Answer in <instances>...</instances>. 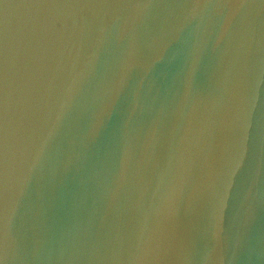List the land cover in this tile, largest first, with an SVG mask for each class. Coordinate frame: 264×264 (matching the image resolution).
<instances>
[{
  "label": "water",
  "instance_id": "1",
  "mask_svg": "<svg viewBox=\"0 0 264 264\" xmlns=\"http://www.w3.org/2000/svg\"><path fill=\"white\" fill-rule=\"evenodd\" d=\"M0 264H264V0H0Z\"/></svg>",
  "mask_w": 264,
  "mask_h": 264
},
{
  "label": "clouds",
  "instance_id": "2",
  "mask_svg": "<svg viewBox=\"0 0 264 264\" xmlns=\"http://www.w3.org/2000/svg\"><path fill=\"white\" fill-rule=\"evenodd\" d=\"M122 84H123V80H121L120 83L117 84L115 87L106 89L102 93V109L100 112L101 119L110 110L112 103L114 102L115 95L118 94L119 88L122 86Z\"/></svg>",
  "mask_w": 264,
  "mask_h": 264
}]
</instances>
